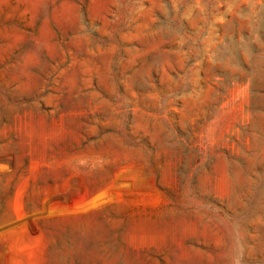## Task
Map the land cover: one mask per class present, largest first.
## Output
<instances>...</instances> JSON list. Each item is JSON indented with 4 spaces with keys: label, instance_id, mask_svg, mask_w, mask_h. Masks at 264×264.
<instances>
[{
    "label": "rangeland",
    "instance_id": "374dc122",
    "mask_svg": "<svg viewBox=\"0 0 264 264\" xmlns=\"http://www.w3.org/2000/svg\"><path fill=\"white\" fill-rule=\"evenodd\" d=\"M0 264H264V0H0Z\"/></svg>",
    "mask_w": 264,
    "mask_h": 264
}]
</instances>
